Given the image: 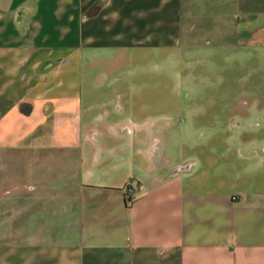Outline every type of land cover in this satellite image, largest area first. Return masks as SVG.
<instances>
[{"label": "crops", "instance_id": "1", "mask_svg": "<svg viewBox=\"0 0 264 264\" xmlns=\"http://www.w3.org/2000/svg\"><path fill=\"white\" fill-rule=\"evenodd\" d=\"M0 264H264V0H0Z\"/></svg>", "mask_w": 264, "mask_h": 264}, {"label": "built area", "instance_id": "2", "mask_svg": "<svg viewBox=\"0 0 264 264\" xmlns=\"http://www.w3.org/2000/svg\"><path fill=\"white\" fill-rule=\"evenodd\" d=\"M137 189V183L135 181H130L127 186L125 187V193L128 195V196H131L134 191ZM133 199H129L128 200V206L132 203Z\"/></svg>", "mask_w": 264, "mask_h": 264}]
</instances>
